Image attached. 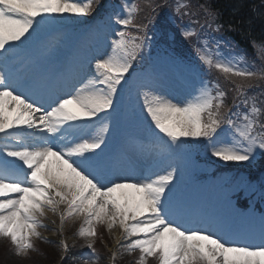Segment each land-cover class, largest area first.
Segmentation results:
<instances>
[{"label":"snow or ice","instance_id":"obj_1","mask_svg":"<svg viewBox=\"0 0 264 264\" xmlns=\"http://www.w3.org/2000/svg\"><path fill=\"white\" fill-rule=\"evenodd\" d=\"M99 6L100 0H0V51L35 31L38 17L89 16ZM166 6L146 0L142 7L139 0H125L120 11L108 16L116 26L114 38L109 51L94 58L91 76L47 106L30 99L18 90L10 74L0 71V134L4 136L0 238L10 241L14 255L26 257L37 251L33 238L50 242L37 229L47 228L42 220L51 212L60 217V228L52 230L61 237L65 221L83 216L76 235L86 241L83 247L94 260L99 259L96 225L106 224L108 230L121 229L112 264L118 254L137 251L136 264H147L149 258L158 264H264V237L259 244L229 242L215 232L185 227L172 218L166 193L172 190L177 168L171 164L132 182L119 177L109 180L96 171L110 131L106 117L115 111L117 94L151 39L148 28L157 9ZM145 9L147 22H137ZM201 11L206 17L203 22ZM173 12L180 19L188 17L180 25V35L190 42L204 76L193 82V91L181 100L151 88L140 92L152 133L166 138L169 149L188 140L207 141L211 156L222 162L264 157V101L258 99L264 96V66H249L232 43L213 35L224 25L214 23L219 14L205 5L178 0ZM254 46L264 52V42ZM213 72L218 76L212 77ZM220 78L229 85L227 90ZM252 89L259 91L249 95ZM229 91L234 93L231 105L226 103ZM51 157L57 162L55 168ZM58 244L63 253L69 252L66 239Z\"/></svg>","mask_w":264,"mask_h":264},{"label":"rangeland","instance_id":"obj_2","mask_svg":"<svg viewBox=\"0 0 264 264\" xmlns=\"http://www.w3.org/2000/svg\"><path fill=\"white\" fill-rule=\"evenodd\" d=\"M142 1L144 0H141V2ZM155 1H159V0H155ZM71 2H77V0H71ZM161 2L167 6L164 9L165 11L163 13V19L160 21V25H162L163 28L159 29L158 32L161 33L162 37L166 34L167 38H163L160 41H152L148 43V44H153V47L150 48L149 45H147L144 49V52L155 48L156 47L155 45H163V44L166 45L167 40L169 41V44L174 45V47L179 50H182L181 53L188 57V59L192 63L191 68L193 69V71L190 70L189 81L186 84V94L184 93L183 88L181 89L179 93L181 96H183L184 94L185 96H187L189 93L193 91V82L194 81L196 83L199 82V79L196 76H199V77L204 76V72L202 69L196 66V62L193 59L190 42L184 40L180 35V25L186 24L188 22V19L187 20L180 19L178 16L174 15L173 9L175 8L178 0H162ZM191 2L194 5L195 3L194 0H191ZM82 17L83 16L81 15L73 14L70 16V19L67 20L66 14L64 13L62 15L53 14V15L45 16L44 19L46 21L48 19L53 24H57L58 27L61 26L62 24H65L66 28H72V29L81 28L84 31L86 30V28L80 25L83 19ZM57 28H53V29H57ZM207 31H210V30H207ZM28 35L29 36L31 35V36L29 38L28 37L22 38V42L33 41V40L36 41L37 37L35 34L32 35V31H30V34ZM213 35H216L219 38L221 37L220 32L213 33ZM94 39L95 41L98 40L97 37ZM99 40H101V38H99ZM95 41L88 44L89 49H92L93 47L97 46ZM171 45H169V47L176 50ZM234 50L243 55V52L240 49H237L236 47H234ZM151 59H152L151 65H154L156 61L158 60L155 57H152ZM250 66L259 68L264 65H256L254 63H250ZM160 71L161 69H159V72ZM183 75H184V72L181 73L179 79H181ZM212 77H215V76L212 75ZM227 86L229 88L228 84ZM133 88L137 89V93L135 96L137 107L139 108V105H140V108L142 109L141 107L142 102H141V98L139 94L141 91L147 90V89H144L140 83L139 84L135 83ZM117 95H119V93ZM169 97L171 96L169 95ZM183 98L184 97H182L181 99ZM112 126L113 127L110 128V131L107 134V138L112 137L117 129L116 125H112ZM207 143H208L207 141L188 140L185 143H183L181 147L179 148L173 147L169 149V154H172L171 165L177 168V176H176V179L173 181L172 190L169 192V196H166V207L173 208L174 206H177L179 209L178 210V213H179V211L183 207L188 206V204L189 205L193 204L191 199L194 195V192H193L194 190H191L189 186L188 187L185 186V183L190 178V175H191L190 173L193 170L197 169V171H202V167H203L204 168L203 172H205L208 175L214 172V170L212 169V165L208 161L206 162V160H202L203 164L201 163V164L192 165L190 168V165H189L190 160H189V157L186 156V155H192V154H194V157L202 155L204 153V149L205 150L210 149L207 147ZM180 149L183 150V153L180 152ZM178 152L181 155V157L178 156ZM257 165L258 167L262 168V171H264V157H257V159H255L252 162H239V163L230 162V164L228 165L226 169L227 172H223L220 177L216 178L215 180H212L210 177H208L207 181H209L210 183L214 182L212 184V190H211L208 203L212 202L213 200H217L218 206L216 208V212L226 215V217L228 218L229 224H235L236 226L242 225L246 221L245 215L247 214L249 210L247 209L245 211H241V210H238V208L234 207V205L232 204L233 203L232 200L234 198L240 199L244 203H246L248 198L250 199L252 198V196L253 198L257 197L258 194H260V197L263 199V207H264V173L258 180L251 181V182H249L250 179H248L247 176L245 175L246 168L249 167L251 169H255L257 168ZM197 171H195L194 173H197ZM238 172L241 174H238ZM99 173L102 174V171H100ZM227 182L229 183V186L227 185ZM256 184L260 185L261 191L256 192V186H257ZM224 187H226V190L222 191V193H226V195L224 196L225 198L219 203L223 194L222 193L218 194V193L222 189H224ZM179 216L181 215L174 214L172 218L176 220L178 219L180 220V218L182 217H179ZM42 222L45 225H47V228H40L37 230L41 233L43 237H46L47 240L50 242H44L43 240L33 238V243L35 244L37 251H32L29 253L30 254L29 256H31V260L28 261L26 260L27 259L26 257H18L16 255L15 256L17 258L16 257L9 258L8 251L12 250L13 252L12 245L9 240L4 239V238L2 240V238H0V264H65L64 260L67 258H64L63 260L61 259L64 253L61 251L59 244H58L60 239H62L63 237H61L59 234H57V232L52 230V229L60 228V217L58 215H53L51 212H49L47 213V218L43 219ZM82 223H83V216L74 218L72 220L65 221L64 226H63V233L65 235L64 236L65 238L63 239H66L69 245L71 243H76L77 241H81L83 245L86 244V241L83 238H80L76 235ZM260 225L264 227V216L259 217L258 225H257V229L259 231H263V228ZM103 227L106 230V232L103 233V239L101 240V242H98V246L96 248H100V251H103L106 254L107 253L106 247L109 245L108 246V250H109L111 247V244L115 241V237L118 235L120 238L121 229L119 227H115L112 230H108L106 224H97L96 225L97 235H102L101 229ZM245 228H251V226H247ZM106 243L108 244L106 245ZM115 251H119V250L116 249ZM136 253H138V251L131 253V254H126V253L118 254L117 258L122 259L118 262V264H136V261L138 258L135 260H132V256ZM54 254H56V256ZM83 255L89 259V253L85 252ZM75 263L80 264L79 262H76V261ZM82 264H91V263L90 261H87V262L82 261ZM147 264H158V262L154 258H149L147 261Z\"/></svg>","mask_w":264,"mask_h":264},{"label":"trees","instance_id":"obj_3","mask_svg":"<svg viewBox=\"0 0 264 264\" xmlns=\"http://www.w3.org/2000/svg\"><path fill=\"white\" fill-rule=\"evenodd\" d=\"M194 2V6L203 4L214 13L219 14V20L214 23H222L224 25L221 32L226 38L233 40L238 47L256 54L255 49L257 46H254V44L260 45L261 42H264V0H194ZM200 19L201 22L206 19L203 11L200 12ZM258 57L260 60H258L259 63L256 65H264L263 55H258ZM220 83L222 87L226 90L228 89L227 83L223 78H220ZM261 88L264 89V82H261ZM258 91L259 89H252L248 94ZM233 96L234 93L229 91L226 100L228 105H231ZM258 99L264 101V96H258ZM245 170L247 174L252 171L249 167ZM260 173H262V168L257 165L256 171L250 173L249 176L255 177ZM8 252L9 258L16 257L12 250ZM29 255L26 256L28 261L31 260ZM54 255L56 256V254ZM65 264H70V262L65 261Z\"/></svg>","mask_w":264,"mask_h":264},{"label":"bare ground","instance_id":"obj_4","mask_svg":"<svg viewBox=\"0 0 264 264\" xmlns=\"http://www.w3.org/2000/svg\"><path fill=\"white\" fill-rule=\"evenodd\" d=\"M66 17L69 18L70 16H69V15H66ZM199 193H201V192H199ZM194 210H195V208L192 209V212H194ZM172 211H173V210H172ZM186 213H187V214L189 213V209L186 210ZM195 214H196V213H195ZM187 219H188V218H185V220H183V222H184L183 224H184V225H187V224H188ZM223 227H225V225H224ZM213 229L215 230V228H213ZM118 238H119V236L117 235V236L115 237V240H117ZM228 239H229V236H228V238H226L225 240H228ZM111 251H114V247L111 248Z\"/></svg>","mask_w":264,"mask_h":264}]
</instances>
